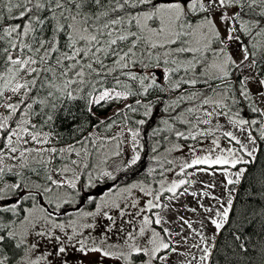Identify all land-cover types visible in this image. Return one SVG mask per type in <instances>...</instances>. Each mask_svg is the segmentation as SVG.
I'll return each mask as SVG.
<instances>
[{
	"label": "snow or ice",
	"instance_id": "snow-or-ice-1",
	"mask_svg": "<svg viewBox=\"0 0 264 264\" xmlns=\"http://www.w3.org/2000/svg\"><path fill=\"white\" fill-rule=\"evenodd\" d=\"M154 91L169 98L157 94L154 103ZM261 101L264 0H0V264H170L173 255L185 257L179 264H210L236 186L264 145ZM113 103L123 107L102 117ZM157 104L166 114L152 128L160 179L149 166L142 179L89 194L135 168ZM245 107L260 118H246ZM184 147L189 158L168 159ZM170 172L178 179L169 181ZM217 172L225 176L223 198L211 195L219 207L198 203L217 231L206 236L179 217L199 238L191 247L200 255L189 259L175 239L188 237L164 227L165 215L186 194L209 197L189 192L197 182L190 177ZM257 182L264 189V172ZM82 201L94 210L61 216ZM41 241L50 250L37 255Z\"/></svg>",
	"mask_w": 264,
	"mask_h": 264
},
{
	"label": "trees",
	"instance_id": "trees-1",
	"mask_svg": "<svg viewBox=\"0 0 264 264\" xmlns=\"http://www.w3.org/2000/svg\"><path fill=\"white\" fill-rule=\"evenodd\" d=\"M158 83L161 84V87H164L163 82L158 81ZM157 94L162 96L164 99L169 98L168 93H157L154 91L152 96L148 97V99H151L155 103V97ZM130 102L132 103L134 100L130 99ZM116 104L118 103L110 104L102 109L100 113L101 116H111L112 109ZM158 105L160 104H157L156 106ZM245 114L248 115L249 118H260L258 114L251 113L250 109L247 107L244 108L242 115ZM162 117H166L164 112L159 116H156L154 112L153 117L146 125V127H152L146 130H141V143L144 146L143 151L141 152V160L138 162L135 168L130 170L127 174H125L123 171L119 172L117 179L113 181V184L119 183L123 185L139 178L142 179L145 175L146 169L149 166H153L151 163L155 162L152 160L153 153L151 152V148L154 143L152 137V128L160 123ZM134 118L140 119L142 117L139 114H135ZM152 120H154V125L152 124ZM93 123H96V121H93ZM85 127L87 129V131L84 132L85 135L93 130L91 126L86 125ZM114 128L115 127H113V129ZM113 129L108 132L111 133ZM61 131L65 139H67L69 135L68 132L63 130V128ZM161 135L163 136L164 134L162 133ZM164 143L165 142L162 141V144ZM261 148L262 150L260 153H258L256 162L249 167V172L251 175L242 182L241 187L238 189L236 200L233 206V212L231 213L229 222L225 225L220 233V237L217 240L216 248L210 264H264V253H262V246H264V215L261 214L264 213V189H262L261 184L257 182L261 173L264 172V145H262ZM162 150H164L163 146L159 151L161 152ZM147 155L151 157L148 159ZM140 169H144L145 171L141 172ZM107 181L108 180H105L102 183L105 184ZM91 192L92 191H89V194ZM95 196H97V193H95ZM93 207L94 205L89 204L86 201H82L73 208L84 209ZM64 209L61 210V216L64 215ZM66 209L68 210V214H70L72 209L69 207H66ZM234 235H240L241 240H235ZM241 242H243L248 248L247 254H245L239 247Z\"/></svg>",
	"mask_w": 264,
	"mask_h": 264
},
{
	"label": "rangeland",
	"instance_id": "rangeland-1",
	"mask_svg": "<svg viewBox=\"0 0 264 264\" xmlns=\"http://www.w3.org/2000/svg\"><path fill=\"white\" fill-rule=\"evenodd\" d=\"M233 47L235 49V46H233ZM234 54L239 59V55H240L239 52L235 51ZM159 75L160 74L158 73V76ZM158 81L162 82V80H158ZM251 88H252L253 94L255 95L257 93V86L253 84V85H251ZM173 95H176V94H173ZM256 98L259 100L258 96ZM128 102L131 103L130 100ZM260 104L264 107V101H261L259 103V105ZM120 107H123L122 103H118V104L114 105V107L112 109V113L116 109H118ZM154 112H155L156 116L162 115L163 112H164L163 111V105L160 104V105L156 106ZM245 116H246V118H249L248 115L245 114ZM152 121H153L152 124L154 125V120H152ZM221 123H224V121L221 120ZM150 127H152V126L146 127V125H145V126L142 127L141 130H146V129H149ZM225 130H234V129H232L230 126L226 125L225 126ZM118 131H119V128L115 127L111 133L102 132V134H106V135L110 136V135H113L114 133H116ZM253 134L255 135L256 133H253ZM237 135L240 136V138L242 140L244 139V137L240 133H237ZM176 142L181 143V144L192 143V142H183V141H176ZM209 144H210V141H205L203 143L204 148L207 149ZM221 145L222 146H228V142L226 140H224L223 138H221ZM167 146H170V145H167ZM123 151H124L123 159L126 160L131 155V153L129 152L127 146L124 147ZM160 154L163 156L165 154V151L162 150L160 152ZM147 157L149 159L151 156L147 155ZM189 157H190V153L188 151V148L184 147L182 151L173 152L171 154V156L168 157V159L175 158L177 161H180L181 159H187ZM149 163H151V162H149ZM151 164L153 166H156L155 163H151ZM156 167H157L158 171H157V173L155 175H156V179L158 180V179H160V177H159L160 169H159L158 166H156ZM140 170H141V172L145 171L144 169H140ZM188 171L191 172L192 170L189 169ZM190 178L196 179L197 182H196L195 185H193V186H191L189 188V192H191L193 190H195V191H205L206 190V191H208L210 193V196L209 197L201 196L199 198V201H197V199L192 197L191 195H187V194L182 196V197H180L179 200L176 202L175 209H171V210L167 211V214L165 215V219L167 221H169V223L165 224L164 227H169L171 229V231H173V232H181V231H183V234L187 233L188 228H187L186 225L184 226L183 230L180 227L181 221L179 220V217L183 216L185 219H188V220H190L192 222L193 229H196L197 231H200L202 229L206 236H211L217 230L210 223L207 222V220L205 218L208 216V214L205 213L202 208L198 207V203L199 204H203L205 207L212 206L214 209L218 208L219 205L216 204L215 200L211 199V195H215V196L223 198V196L225 194V187H224L225 176L223 174H221L220 172H217L215 176H213L211 174L200 173L197 177H190ZM139 179H141V178H139ZM139 179H137V180H139ZM167 179L169 181H171V180H174V179H178V177L174 173L170 172V173L167 174ZM134 181H136V180H134ZM201 182H203V183H214L216 185V187L214 189L213 188L204 189L203 188V184ZM129 183H131V182H129ZM114 185H121V184H119V183L113 184V180H108L107 182H105V184L101 183L99 185V187H106V188L90 189L89 191H92L90 193L91 195H95V193H97V196H99L100 194H102L103 192H106L110 187H112ZM239 188L240 187L236 186L237 190L234 193L235 200H236V196H237ZM164 202L165 203L168 202L166 200V197H165ZM142 203H143V201H142ZM234 203H235V201H234ZM77 204H75V205H65V209H64L63 213H65V212L68 213V210L66 209V207H69L70 209H72L70 214H69V215H71L72 213L75 212L76 208H73V207H76ZM186 208H197V212L193 213L191 211H187ZM83 210H85V211L94 210V207L93 208H84ZM230 216H231V214H230ZM157 227H159V226H157ZM100 231H101V228H98L96 234H99ZM221 231L222 230H219V234H218L217 240L220 237ZM189 234H190V238L191 239H188L187 244H185L184 246H180L179 250H180L181 253H189L190 255H189L188 258L190 259L191 255L199 256L200 252H199L198 249L191 247V245H193L194 243H198L199 242V238L197 236H195V234L193 233L192 229H190V233ZM113 239H115V237H113ZM175 239L177 241H181V244H182L181 236H176ZM216 244H217V241L215 242V245ZM215 248H216V246H215ZM215 248L213 249L212 256L214 254ZM48 250H50V245L46 241H41L39 250L37 252V255H39V252L48 251ZM90 259L91 260H96V259H98V257L92 256ZM184 259H185L184 256L173 255L172 258H171L170 264H179V262L183 261ZM211 259H212V257H211ZM86 264H87V261H86ZM192 264H197V262L195 260H193Z\"/></svg>",
	"mask_w": 264,
	"mask_h": 264
},
{
	"label": "crops",
	"instance_id": "crops-1",
	"mask_svg": "<svg viewBox=\"0 0 264 264\" xmlns=\"http://www.w3.org/2000/svg\"><path fill=\"white\" fill-rule=\"evenodd\" d=\"M189 233H190V229H188V230H187V233H184L183 236L188 237V239H191ZM217 237H218V235L216 236V240H215V242L217 241ZM181 240H182V237H181ZM187 242H188V241H187ZM184 245H185V244H184L183 241H182V244H181L180 246H184Z\"/></svg>",
	"mask_w": 264,
	"mask_h": 264
},
{
	"label": "water",
	"instance_id": "water-1",
	"mask_svg": "<svg viewBox=\"0 0 264 264\" xmlns=\"http://www.w3.org/2000/svg\"><path fill=\"white\" fill-rule=\"evenodd\" d=\"M241 185H242V183H241ZM241 185H239L238 187H241Z\"/></svg>",
	"mask_w": 264,
	"mask_h": 264
},
{
	"label": "flooded vegetation",
	"instance_id": "flooded-vegetation-1",
	"mask_svg": "<svg viewBox=\"0 0 264 264\" xmlns=\"http://www.w3.org/2000/svg\"><path fill=\"white\" fill-rule=\"evenodd\" d=\"M110 263V262H109ZM106 264H108V263H106Z\"/></svg>",
	"mask_w": 264,
	"mask_h": 264
}]
</instances>
